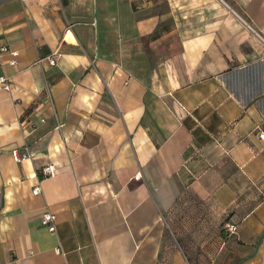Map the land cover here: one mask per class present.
<instances>
[{
  "label": "crops",
  "instance_id": "0c3cea01",
  "mask_svg": "<svg viewBox=\"0 0 264 264\" xmlns=\"http://www.w3.org/2000/svg\"><path fill=\"white\" fill-rule=\"evenodd\" d=\"M5 44L0 264H264V0H0Z\"/></svg>",
  "mask_w": 264,
  "mask_h": 264
},
{
  "label": "built area",
  "instance_id": "2783aa9c",
  "mask_svg": "<svg viewBox=\"0 0 264 264\" xmlns=\"http://www.w3.org/2000/svg\"><path fill=\"white\" fill-rule=\"evenodd\" d=\"M6 52L11 55V58L8 60V63L10 65H13L16 63V57L18 56L17 51L16 50H10L8 48V46L5 44V45H0V66L3 64L2 55ZM50 62H51V64H54L55 58L50 57ZM0 86L5 90L10 88V83L8 82V78L4 74H0ZM41 120H43V119H41ZM258 133H259L260 138L264 140V130L258 129ZM11 154H12L14 160L17 162L24 160V158L28 156V153L26 151H24L23 153H20L18 149H13L11 151ZM41 171L45 175L52 176V175H54V173L56 171L55 165L54 164L44 165L41 168ZM40 191L41 190H40L39 186H35L32 189V193L34 195L39 194ZM42 214L43 215L41 218V222L43 224H45L47 226V228H49L50 231H52V232L56 231V228H55L56 215L52 214L49 211H45ZM224 229L227 230L230 234H232L236 230V224L234 222L231 223V222L225 221L224 222Z\"/></svg>",
  "mask_w": 264,
  "mask_h": 264
}]
</instances>
